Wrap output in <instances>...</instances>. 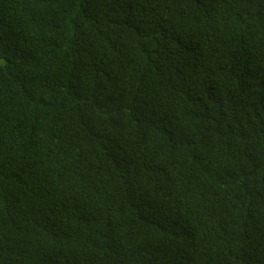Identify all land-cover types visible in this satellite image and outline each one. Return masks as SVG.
Returning a JSON list of instances; mask_svg holds the SVG:
<instances>
[{"label": "trees", "instance_id": "obj_1", "mask_svg": "<svg viewBox=\"0 0 264 264\" xmlns=\"http://www.w3.org/2000/svg\"><path fill=\"white\" fill-rule=\"evenodd\" d=\"M0 264H264V0H0Z\"/></svg>", "mask_w": 264, "mask_h": 264}]
</instances>
